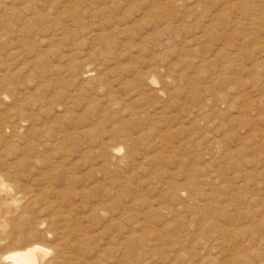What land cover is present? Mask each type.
<instances>
[{"label":"rangeland","instance_id":"374dc122","mask_svg":"<svg viewBox=\"0 0 264 264\" xmlns=\"http://www.w3.org/2000/svg\"><path fill=\"white\" fill-rule=\"evenodd\" d=\"M0 1H2L0 2L1 16L4 9L3 4L6 3L3 2L4 0ZM7 1L9 0H5V2ZM49 1L37 0L33 9L38 8L36 10H39L43 8V5H48ZM66 1L68 2V0L65 2L64 0H53L54 8L43 10L52 16H57L60 13L57 17L63 22H60L62 24L58 23L57 26L60 28V32L64 31L65 38L63 40L56 41L54 37V40H50L48 45L40 44L38 37L45 35L48 37L50 32L49 21L44 19L45 17L35 20L34 28L35 30L38 29V37H35L37 34L35 33L31 38L23 39L27 45H30L29 42L31 41L30 46L33 45V48L43 45L41 48L48 49L49 47L51 52L57 53L55 56L52 55V63H60L63 71L60 74L62 86L60 81V83H55L64 92L63 97H53L50 92L52 89H48L47 95L51 94L53 98L51 100L52 105H48L47 113H39L35 111L36 108H33V112L40 115L39 117L36 115V122H34L36 127L45 126V131L39 136L37 135L36 140H43L48 143L57 138L58 132L59 134L63 132L72 133L67 140L68 142L63 144L64 147H53L52 144V146H45L46 149L44 146L39 148V156L41 158L46 156L43 158L44 162L45 159L48 160L45 162L47 167L44 163L43 166L37 167L33 173L35 180L33 182L36 184H30L33 193L45 196L47 184H45L46 180L43 176L44 173H49L48 170L51 171L55 166L61 165L63 161L65 164L70 162L78 165L75 164L76 171L74 173L76 179L79 180L77 183L75 182L76 184L67 183L68 185H66L71 190L78 192L75 198L81 196L77 200L74 199V202L80 203V207H84V211L82 207L80 209L82 214L77 212L76 214H79L78 216L81 218L85 215L86 220L88 218V223L84 219L82 225H89V221H91L90 225L93 224L94 228L92 226L85 228L92 232L90 237L93 240L90 243L91 247L96 250L95 254L107 249L106 252L104 251L105 254L108 253L107 255L100 252V263L105 261L104 259H108L106 258L108 256H113V262L118 264L121 261L120 251H117L118 247L115 245L117 242L112 240L113 234L118 233L116 223L120 221L121 228L125 226L129 230L132 227L130 229L132 234L137 235V237L140 236L139 238L144 240L143 243L145 242L141 244L143 247L137 246L134 239L133 245L130 246L133 253L141 255L138 264H242L239 261L244 258L246 259L244 264H264V0H173L171 4L168 3L169 0H113L114 6L110 9L112 11L107 10L106 14L103 15L98 14L96 7L97 4L105 0H69L74 2L72 5L77 6V3L79 5L76 10L70 11L69 19H63L66 13L62 14L65 10L63 7L68 4ZM20 2L22 0H17V3ZM154 4H162L158 8L160 12L149 15V9ZM43 11L41 13L46 15ZM147 11L149 12L147 13ZM22 12L25 13V16ZM20 13L19 19L26 18L27 15L31 16L24 9ZM77 13L79 16L82 15L79 21L73 19V15ZM95 15L97 16L95 17ZM112 21H121V24L117 23L118 29L123 27L124 23L131 25L129 32L121 33L114 25H111ZM90 22L95 25L102 23L96 28L102 29V32L107 35L115 34V36L112 34L111 37L115 43L111 51L113 55L115 53L118 55L115 54L116 56L114 55L113 58V55L105 57L106 54H99L96 51V42L91 41L86 36ZM156 23L157 25H155ZM14 24L16 21L12 22L10 30L18 28V22V25ZM36 26H41L43 29ZM45 28L49 29L46 30ZM71 30H75V33H71ZM173 30L176 31L174 35L172 34ZM116 31L119 33L116 34ZM9 33L8 36L12 34L7 37L9 41L7 42L8 39L6 38L3 48H0V61L5 60L3 61L5 65L0 63V66L3 65L0 67V77L9 74L11 76H5L10 79L9 81L13 85L15 84L14 86L18 88V91H27V94L32 98L37 95L40 97L41 93L32 87L38 79L30 73L31 70L27 66L29 64L24 63L29 54L24 55V58L13 59L15 56L11 52L13 48L18 47V43L15 42L18 37ZM28 38L30 41L27 43ZM70 38L71 40H69ZM24 42L22 48L26 50L28 46ZM125 42L127 43L125 44ZM5 48L8 49L7 52H5ZM128 52L130 53L128 54ZM6 53L8 54L7 57L4 55ZM1 55H3L2 58ZM70 59L71 61H69ZM68 61L69 63H67ZM73 62H81L82 67L85 63L89 64L93 72L90 77L100 78L99 81L89 80L86 81L88 84H84L85 81L77 79V75H72V72L68 71L70 66L74 64ZM26 66L27 68H25ZM7 67L10 70H6ZM130 67L134 68L133 72L151 77L153 82L149 85L150 89L149 86H142L139 83L134 84L137 92H131L129 90L131 87L120 86L122 79L130 75L124 70ZM54 79L57 78H52V81H55ZM24 84L29 87L23 86ZM53 85H50L49 88ZM158 88H162L163 92L156 93L154 90ZM40 89H44V86ZM67 94L73 96L71 95L69 98ZM13 95L14 98H17L16 94ZM36 99L41 100L42 95L40 99ZM69 100L71 101L69 102ZM89 101L92 102L89 103ZM107 101L111 102L109 106H106V114L109 118L116 121L119 116L123 120L128 118L126 119L127 123L123 121L120 124L123 125V131L126 133L132 131L131 133H134L132 136H137L140 129L143 128L138 138V143L143 145L136 148L132 152L133 154H129V151L121 145L122 149L117 155V161L120 165L115 159L112 162L114 167L111 165L109 168L110 172L109 170L104 172L101 170L100 172L99 161L95 159L96 156L94 157L97 150H92L97 148L94 147L90 151L88 147L91 144L89 146L87 144H93L92 141H97L96 138L106 141L108 137L112 136L101 133L102 128L99 124L97 125L96 121V114H99V110L104 107ZM63 103H67L68 107L65 108ZM86 104L89 105L86 106ZM13 106L16 105L10 104L9 107ZM130 108L136 111L135 118L143 119L144 122L142 120L141 123L144 124L137 125L134 118H132L133 120L129 119ZM65 110L69 111L64 112ZM154 111L163 112L162 118L157 124L152 119ZM108 124L106 127L109 129L110 124ZM75 126L79 128L78 132L77 129L75 130ZM136 126L138 132H135ZM157 126L168 133L163 136L162 143H157L158 146L154 147L156 140L152 134L156 133ZM97 127H100V131ZM88 128H91V135L87 132H84L85 135L81 133V129L88 130ZM143 132L144 134H142ZM147 132L149 134H146ZM42 148L46 151L44 152ZM158 152L162 161L156 159ZM87 165L92 166V169ZM115 165L118 169H115ZM38 171L42 176H38ZM36 176L40 177L39 180ZM186 178H191L196 182V190L191 191V193L184 191L183 196L180 197L182 199L179 197L169 199V193L172 189L168 187L183 186ZM189 193L192 194L191 198ZM53 195L48 194V198L46 197L42 203L60 200V198L55 199V195ZM69 199L66 201H70ZM88 200L91 204L92 202L103 203L102 205L105 206L106 210L114 207L116 211L110 214L109 209L107 212L98 213L97 216L92 214L91 217ZM122 203L125 206L128 203L132 204L129 206V211L126 210L129 213L126 212L124 221L123 219L116 220L114 226L108 228L109 221L104 219L109 215L118 219V214L125 211V209L120 210V204L121 207L123 206ZM150 204L154 205L156 209L147 210ZM205 205L207 206L205 207ZM147 213L149 215L151 213V215L149 216ZM116 214L118 216H115ZM139 226L141 227L139 228ZM105 228H107V232ZM56 231L48 233L46 240H50V243L42 240V244L48 247L53 246L57 239L56 235H53V233H58ZM100 235L101 237H98ZM164 236H167V242H165L164 238L166 237ZM93 241L96 242V245ZM110 241L115 243L111 244ZM105 242L110 245H106ZM51 254H48L47 257H50ZM65 262L68 264L67 259Z\"/></svg>","mask_w":264,"mask_h":264},{"label":"bare ground","instance_id":"6f19581e","mask_svg":"<svg viewBox=\"0 0 264 264\" xmlns=\"http://www.w3.org/2000/svg\"><path fill=\"white\" fill-rule=\"evenodd\" d=\"M35 1L37 0H22V2L17 3V0H9L7 2H5V0L3 1L6 4H3V11L2 14L0 16V48H3V45L5 44L6 40L7 42L9 41V38L13 33L15 35H17V39L15 42L18 43V47L13 48L12 52L15 56V58H21L26 54L28 55L27 61H25L24 63L30 68V73L34 74L33 76L35 78L38 79V81L34 84V86L32 85V87H34L35 90H38V93L40 92L42 95V99L38 100L36 98H41V95L39 97V95L34 96L36 97L35 99H33L32 97L29 96V94H27V91L25 92H21L18 91L17 87L13 85L12 82H10L7 78V76L5 75H9V74H5L4 76L2 75L0 77V264H64L66 263V259L68 261V264H94V263H98V264H118L117 262H113V256H108L106 258L108 259H104L105 261H103L102 263H100L99 259L101 257L100 252L95 254V251L92 247H91V241L93 240L90 237V234L92 233L91 230H87L85 227L87 226H92L93 224L90 225L91 221H89V225L86 226L82 225V221L86 218V216L82 215L83 217L81 218L80 216H78L79 214L77 213H81L80 209L81 207L83 208L82 210L84 211V207L81 206L80 207V203H75L74 199L77 200V198L79 196H77V198H75L77 195V191L75 190H71L67 185L70 183H77L76 177H75V173L74 171H76L75 169V164L73 163H68L65 164L63 162H61V165L59 166H55V168H53L51 171L48 170L49 173H44V180H46L44 183L47 184V186L45 187L47 192L44 193L45 196H39L37 194H34L32 191V187L30 188V184L34 183V174L35 173V169H37V167H41L42 164H44L48 159H45L46 161L44 162L45 157L41 158V156H39L40 152H39V148L42 146H52L53 147H64V143L70 138V134H72L71 132H69L70 134H68L67 132H63L60 133L58 132L57 138L53 139V141L51 142H44L43 140L39 141L36 140V136L42 134L45 131V126L44 127H36V113L33 112V110L36 108L35 111L37 112H42V113H47L48 111V107L50 106L51 100L53 97H63L64 92L61 91V89H59L58 85H55V83H60L61 82V75L63 73L60 63L56 64V63H52V55L55 56L56 54L52 51L51 49H44L41 48L42 46L39 47L38 45V41L36 42L38 47L35 46L33 48V45H31V41L28 38V41H30V45L26 44V41L24 42V38L26 37H30L35 33H37V30H35V20L41 19L43 17H45L44 19H48L49 21V32L48 33V37L45 36H40L38 37V33L35 35V37H38L40 44L44 43L45 45H48L50 40L53 41L54 37L56 41H60L63 40L65 38V35H63L64 31H59V27L57 26L58 23L63 22L62 20H60V18H58L57 16L60 15V13H58V15H54L52 16L51 14H48L46 12H44L45 8L46 10H50L52 8H54L53 6L55 5V3L53 2V0H50L48 5L46 4V6L43 5V8H40L39 10L33 9V5L35 4ZM46 2V0H43ZM48 1V0H47ZM109 1V0H108ZM103 1L102 3L100 2L96 8H97V12L98 14L103 15L104 13L106 14L107 10L112 9V7L114 6V1ZM151 1V0H150ZM171 1L173 0H169L168 3L171 4ZM2 2V1H0ZM41 2V1H40ZM65 2V0H64ZM99 2V1H98ZM39 3V2H37ZM68 3V4H67ZM81 3V2H80ZM66 4L63 8H65V10L62 12V14L65 16L63 17V19H69L72 10H76L77 6L79 5L77 3V6L72 5L74 4V2L66 1ZM133 4V3H132ZM164 4V2H163ZM263 4V3H262ZM131 5V4H130ZM152 5V4H151ZM162 5V4H161ZM161 5H156L154 4L151 9H149L150 14H153L155 12H160L158 8L161 7ZM37 6V5H36ZM35 6V7H36ZM126 6V5H125ZM129 6V4H128ZM1 7V5H0ZM57 8L59 6H56ZM61 7V8H62ZM149 8V5L147 6ZM130 8V7H129ZM147 8V10H148ZM26 10L30 13L31 16H28L26 18H21L19 19V15L21 14L20 11L21 10ZM44 10V11H43ZM133 10V9H132ZM46 13V15L42 14L41 12ZM53 11V10H52ZM51 11V12H52ZM55 11V10H54ZM71 11V12H70ZM79 11V10H77ZM95 11V12H96ZM112 11V10H110ZM109 11V12H110ZM146 11V10H145ZM147 11V13L149 12ZM56 12V11H55ZM76 12V11H75ZM80 12V11H79ZM101 12V13H100ZM23 13V12H22ZM94 15V12H92ZM146 13V14H147ZM25 13H23L24 15ZM48 14V15H47ZM53 14V13H52ZM77 14H72L73 15V19L75 21H79L80 18H82L81 16ZM89 14V13H88ZM96 14V13H95ZM109 15V14H108ZM142 15V14H141ZM157 15V14H156ZM25 16V15H24ZM23 16V17H24ZM56 16V17H55ZM97 15H95L96 17ZM72 17V16H71ZM84 17H87V15ZM102 17V16H100ZM142 17V16H141ZM16 21V24L18 22L19 26H17L18 28H16V30H10L11 28V24L12 22H15L14 19ZM104 18V16H103ZM127 18V17H126ZM152 20L153 18L150 17ZM72 19V18H71ZM92 19V18H90ZM98 19V18H97ZM112 19V18H111ZM124 19V18H123ZM150 19V20H151ZM93 20V19H92ZM106 20V19H105ZM122 21V20H121ZM120 22H113L111 25H114L116 27L117 30H120L121 33H127L129 32V28L130 26L128 24H123V27H119L120 29H118V24ZM156 21V20H155ZM154 21V22H155ZM127 22V21H126ZM154 22H152V24H154ZM157 22V21H156ZM164 22V21H163ZM45 23V22H44ZM118 23V24H117ZM131 23V20H130ZM158 23V22H157ZM157 23L155 25H157ZM161 23V22H160ZM14 24V25H16ZM17 24V25H18ZM42 26V23H40ZM47 24V23H46ZM62 24V23H60ZM89 24V23H88ZM87 24V25H88ZM92 24V25H91ZM102 24V23H100ZM100 24H93L92 22H90V27H88L87 29V33L86 36L87 38L91 39V41L96 42V51H98V53L100 54H106L105 57H110L112 54L111 48L114 46V40L111 38L114 34L112 33L111 35H107L104 32H102V29H98L96 28L98 25ZM133 24V23H132ZM37 25V24H36ZM48 25V24H47ZM78 25V24H77ZM86 25V24H84ZM110 25V26H111ZM40 26V27H41ZM89 26V25H88ZM15 27V26H14ZM37 28L39 26H36ZM39 27V28H40ZM153 27V26H152ZM176 27V26H175ZM42 28V27H41ZM103 28H104V24H103ZM110 28V27H108ZM113 28V27H112ZM43 29V28H42ZM46 29V28H45ZM46 29V30H48ZM67 29V28H66ZM78 29V28H77ZM104 30V29H103ZM133 30V29H132ZM169 30V29H168ZM35 31V32H34ZM41 31V30H40ZM72 31V32H71ZM71 33H75V30H71ZM171 31V30H170ZM11 32V33H9ZM66 32V31H65ZM8 33L11 34L10 36H8ZM119 33V31H116V34ZM132 33V32H131ZM130 33V34H131ZM174 33H176L175 30H173L172 34L174 35ZM85 34V33H84ZM83 34V35H84ZM61 35V36H60ZM119 35V34H118ZM123 35V34H122ZM81 36V35H80ZM115 36V34H114ZM16 37V36H15ZM47 37V38H45ZM7 38V39H6ZM14 38V37H13ZM81 38V37H80ZM6 39V40H5ZM12 39V38H11ZM24 39V40H23ZM35 39V38H34ZM199 39V38H198ZM5 40L3 43H1V41ZM71 40V38L69 39ZM34 41V40H33ZM76 41V39H75ZM120 41V40H119ZM125 41V40H124ZM15 42H13L14 44H16ZM23 42L26 44L27 49L24 50L22 47L24 46ZM47 43V44H46ZM56 43V42H55ZM54 43V44H55ZM119 43V42H118ZM127 42H125L126 44ZM71 44V43H70ZM93 44V43H92ZM128 44H129V40H128ZM17 45V44H16ZM121 45V44H120ZM123 45V43H122ZM11 46V45H10ZM14 46V45H13ZM119 46V44H118ZM122 47V46H121ZM125 48V47H124ZM123 48V49H124ZM129 48V46H128ZM127 48V49H128ZM6 49V48H5ZM4 49V51H5ZM8 49H6L5 52H7ZM113 50V49H112ZM121 51V50H120ZM130 51V50H129ZM134 52V50H132ZM4 52V53H5ZM8 52V54H9ZM54 53V54H53ZM115 53V52H114ZM130 52H128L129 54ZM7 53L4 54L5 56L8 55ZM116 54V53H115ZM114 54V55H115ZM10 55V54H9ZM114 55L112 56V58L114 57ZM118 55V54H116ZM115 55V56H116ZM132 56L134 54H131ZM138 55V53H137ZM3 55H1L2 58ZM62 56V55H61ZM60 56V57H61ZM64 56V55H63ZM120 56V55H119ZM127 56V55H126ZM7 57V56H6ZM57 57V56H56ZM5 58V57H4ZM24 58V57H23ZM66 58L68 59V56H66ZM129 58V57H128ZM7 60V58H5ZM117 59V58H116ZM119 59V58H118ZM9 60V59H8ZM19 60V59H18ZM17 60V62H18ZM112 60V59H111ZM115 60V58H114ZM5 60L0 61V63H4L3 62ZM71 61V59L69 60ZM69 61L67 63H69ZM117 61V60H116ZM205 61V60H203ZM62 62V61H61ZM65 62V61H64ZM10 63V62H8ZM16 63V62H15ZM22 63V64H24ZM74 63V62H73ZM81 63V62H80ZM79 62L74 63L72 66H70V68L68 69V71L72 72V75L75 74L77 75V79L81 80V81H85L84 84H88L89 80H98L97 78H91L90 75H92V68L91 66H89V64L85 63L83 65V67L81 66ZM11 64V63H10ZM18 64V63H16ZM21 64V65H22ZM3 66V65H1ZM0 66V67H1ZM7 66V64H6ZM16 66V65H15ZM27 66L25 68H27ZM64 66V65H62ZM112 66V65H111ZM9 67V66H8ZM6 70H10V68ZM24 67V66H23ZM66 67V66H65ZM82 67V68H81ZM115 67V66H114ZM4 69V70H5ZM107 69V68H106ZM134 68L130 67L129 69H125L124 72L130 74L129 76H126L125 78L122 79V81L120 82V86L121 87H131L129 90L131 92H137L135 89L134 84L139 83L142 86H146L148 87L150 85V83L153 82V80L151 79L150 76L142 74V73H137V72H133ZM3 70V68H2ZM12 70V69H11ZM62 71V72H61ZM65 71V70H64ZM8 73V72H7ZM10 73V72H9ZM12 73V72H11ZM67 73V72H65ZM118 73V72H117ZM120 73V72H119ZM69 74V73H68ZM67 74V75H68ZM26 75V74H25ZM31 75V74H30ZM70 75V76H72ZM107 75V74H106ZM127 75V74H126ZM11 76V75H9ZM14 76V74H13ZM12 76V78H14ZM58 76V77H57ZM57 78L54 79L55 81H52V78ZM74 77V76H73ZM94 77V76H93ZM11 78V80H13ZM41 78V79H39ZM63 78V77H62ZM18 79V78H17ZM16 79V80H17ZM21 79V77H20ZM75 79V78H74ZM76 79V81H77ZM103 79V78H102ZM15 80V79H14ZM15 80V81H16ZM33 81V80H32ZM60 81V82H59ZM20 82V81H19ZM23 82V81H22ZM104 83V81H102ZM16 83V82H15ZM73 83V81H72ZM19 84V83H18ZM23 84V83H22ZM22 84H20L22 87ZM54 84V85H53ZM17 85V83H16ZM50 85H53L49 88ZM62 86V82L60 84ZM244 85V84H243ZM25 87H29L26 86L25 84L23 85ZM42 86H44V89H40ZM31 87V86H30ZM102 87V86H101ZM24 88V87H23ZM22 88V89H23ZM69 88V87H68ZM86 88V87H85ZM110 88V87H109ZM149 89L151 88L150 86L148 87ZM26 89V88H25ZM29 89V88H28ZM48 89H52L50 92L52 93L53 97H51L50 92H48L50 95H47V90ZM63 89V88H62ZM24 90V89H23ZM27 90V89H26ZM89 90V89H88ZM87 91V90H86ZM156 93H162L163 89L162 88H158L156 90H154ZM120 92V91H119ZM122 92V91H121ZM22 93V94H21ZM29 93V92H28ZM128 93V92H127ZM13 94H16L17 98H14L15 96ZM21 94V95H20ZM66 94V93H65ZM73 94V93H72ZM71 94V95H72ZM115 94V93H114ZM155 95V93H153ZM14 97H13V96ZM31 96H33L32 94H30ZM69 96V98L71 97V95L67 94ZM106 95V94H105ZM119 95V93H118ZM157 95V94H156ZM11 98H10V97ZM73 96V95H72ZM88 96V95H87ZM21 97V98H20ZM75 97V96H74ZM49 98V100H48ZM60 99V98H59ZM63 99V98H62ZM72 99V98H71ZM157 99V97H156ZM5 100H7V102H5ZM13 100V101H11ZM54 100V99H53ZM68 100V99H67ZM107 100V99H106ZM48 101V102H47ZM71 100H69L70 102ZM249 101V100H248ZM12 105H16L14 108L13 107H9L10 104ZM67 102V101H65ZM68 102V103H69ZM73 102V101H72ZM71 102V103H72ZM92 101H89V103ZM98 102V100H97ZM101 102V101H100ZM125 102V101H124ZM106 104L104 105V107L101 108V110H99V114L97 115L96 121H97V125L99 124L101 129V133L107 135V136H111L108 137V140H103V139H97V141H92V143H88L87 145L89 146L88 148H90L89 150L91 151L92 148L96 147L97 149H92V150H97L96 153H94V157L96 156L95 159H97L99 161V167H100V172L101 170L104 171H111L109 168L112 165V162L116 159L117 161V155L119 153V151L122 149L121 145L123 147H125L128 151L129 154H133L132 152L138 148L139 146L143 145L141 143H138V138L143 130L140 129V131L138 132V127L136 126L135 132H138L137 136H132L134 133H126L125 131H123L122 126L120 125L121 122H128L126 119H128L126 117L125 120H123L121 118V116H119V118H116V120H112L111 118L108 117V114H106L107 112V107L111 104L110 101L105 102ZM26 104H28V106H26ZM58 104V103H57ZM64 104V103H63ZM78 104V103H77ZM98 104V103H96ZM95 104V105H96ZM49 105V106H48ZM89 105V104H88ZM86 104V106H88ZM244 105V103H243ZM60 106V105H58ZM65 108L68 107L67 103L64 104ZM29 107V108H28ZM53 107V106H52ZM70 107V105H69ZM101 107V106H99ZM121 107V106H120ZM252 107V106H251ZM34 108V109H33ZM123 109V107H121ZM29 109V110H28ZM51 109V108H50ZM49 109V110H50ZM121 109V110H122ZM131 109V108H130ZM129 109V110H130ZM52 110V109H51ZM60 110V109H58ZM120 110V109H119ZM125 110V109H124ZM69 110H65L64 112H67ZM129 112V111H128ZM114 113V112H113ZM120 113V112H119ZM64 114V113H63ZM95 114V113H94ZM125 114V113H124ZM163 114L162 111L160 112H156L154 111V117L152 119H154V122L157 124V122L159 120H161V115ZM42 115V114H41ZM59 115V114H58ZM59 116H62L61 114ZM122 115V114H121ZM128 115V114H127ZM129 119L134 118V122L137 125H142V123L144 122L143 119L140 120V118H135L137 113L136 111L132 108L131 111L129 112ZM40 115H38L39 117ZM110 116V113H109ZM118 116V115H117ZM96 117V116H95ZM72 119V118H71ZM70 119V120H71ZM115 119V118H114ZM62 120V119H61ZM88 120V119H87ZM94 120V119H93ZM133 120V119H132ZM143 120V122L141 123V121ZM95 121V120H94ZM103 121H105V123H103ZM110 121V128L108 129L106 127V124H108V122ZM133 122V123H134ZM39 123V122H38ZM125 123V124H126ZM44 124V123H43ZM46 124V123H45ZM108 124V125H109ZM134 124V125H135ZM144 124V123H143ZM42 125V124H40ZM126 126V125H124ZM49 127V126H48ZM82 127V126H81ZM99 127V128H100ZM75 130L77 129V132L79 130V128L77 126L74 127ZM96 128V126H95ZM98 128V127H97ZM98 128V130H99ZM140 128V127H139ZM47 130V128H46ZM71 130V129H70ZM129 130V129H128ZM93 131V130H92ZM100 131V130H99ZM49 132V131H48ZM74 132V131H73ZM84 132L89 133L91 132V128L87 129H81V133L84 134ZM95 132V131H94ZM92 132V133H94ZM97 132V131H96ZM76 133V131H75ZM80 133V132H79ZM98 133V132H97ZM96 133V134H97ZM151 133V132H150ZM165 130H162L159 128V126L156 127V133H153L152 136L153 138H155L154 140H156L154 142V147H156V145L158 146L157 143H162V139L163 136H165ZM49 134V133H48ZM95 134V133H94ZM144 134V132L142 133ZM146 134H149V132H147ZM76 135V134H75ZM85 135V134H84ZM103 136V135H102ZM75 137V136H74ZM73 137V138H74ZM97 137V136H96ZM54 138V137H53ZM106 138V137H105ZM39 139H41L39 137ZM160 141H159V140ZM49 140V139H48ZM73 140V139H71ZM143 140V139H141ZM162 140V141H161ZM78 141V140H77ZM76 141V142H77ZM159 141V142H158ZM68 142V141H67ZM70 142V141H69ZM73 142V141H72ZM68 144V143H67ZM71 145V144H70ZM153 146V145H152ZM69 148V146H68ZM43 149V148H42ZM46 149V147L44 148ZM43 149V151H44ZM67 149V148H66ZM157 149V148H156ZM48 150V149H47ZM61 150V149H60ZM59 150V151H60ZM63 150V149H62ZM68 150V149H67ZM64 150V151H67ZM88 150V151H89ZM46 151V150H45ZM44 151V152H45ZM206 151V150H205ZM68 152V151H67ZM66 152V153H67ZM204 153V152H203ZM207 153V151H206ZM45 154V153H44ZM70 154V153H69ZM96 154V155H95ZM159 154V155H158ZM72 155V154H71ZM75 155V154H74ZM163 155V154H162ZM68 156V155H67ZM160 153H156V159L158 161H162ZM165 156V155H164ZM131 158V157H130ZM163 158V157H162ZM126 159H128V157H126ZM64 160V159H63ZM73 160V159H72ZM79 160V159H78ZM93 160V159H92ZM123 160V159H122ZM125 160V159H124ZM115 161V162H116ZM68 162V161H67ZM126 162V161H125ZM128 162V161H127ZM118 163V161H117ZM116 163V164H117ZM91 164V163H90ZM115 164V163H113ZM119 164V163H118ZM46 166V163L44 164ZM48 165V164H47ZM66 165H68L66 167ZM81 165V164H80ZM95 165V164H94ZM97 165V164H96ZM120 165V164H119ZM43 166V165H42ZM76 166H78L76 164ZM88 166V165H87ZM90 166V165H89ZM88 166V167H89ZM113 166V165H112ZM47 167V166H46ZM45 167V168H46ZM51 167V166H50ZM53 167V166H52ZM58 167V168H57ZM114 167V166H113ZM118 167V166H117ZM92 169V166L89 167ZM39 169V168H38ZM43 169V168H42ZM99 169V168H98ZM115 169L116 165H115ZM54 170V172H53ZM40 171V170H39ZM38 171V176L41 175ZM43 171V170H42ZM113 171V170H112ZM37 172V171H36ZM41 172V171H40ZM90 172V171H89ZM94 172V171H93ZM116 172V171H115ZM107 173V172H106ZM35 174V175H37ZM91 174V173H90ZM110 174V173H109ZM105 175V174H104ZM42 176V175H41ZM86 176V175H85ZM84 176V177H85ZM37 177V176H36ZM35 177V178H36ZM112 177V176H111ZM38 178V177H37ZM36 178V180H37ZM40 178V177H39ZM38 178V180H39ZM90 178V177H89ZM119 178V177H118ZM42 179V178H41ZM82 179V178H81ZM116 179V178H115ZM35 181V180H34ZM54 182L53 184L51 182ZM37 182V181H36ZM40 182V181H38ZM68 183V184H67ZM75 183V184H76ZM185 185L180 186V187H171L169 186L168 188L172 189L169 193V199H174V198H180L181 196H183L184 191H188L191 193V191L196 190V182L193 181V179L191 178H186L185 179ZM35 184V183H34ZM38 184V183H37ZM59 184V185H58ZM67 184V185H66ZM71 184V185H72ZM33 185V184H32ZM31 185V186H32ZM36 185V184H35ZM34 186V185H33ZM40 186V185H38ZM43 186V185H42ZM36 187V186H35ZM98 187V186H97ZM37 189V188H36ZM169 189V190H170ZM35 190V188H34ZM43 190V189H42ZM44 191V190H43ZM42 192V191H41ZM82 192V191H80ZM79 192V193H80ZM187 192V193H188ZM167 193V192H166ZM189 193V194H190ZM48 194H54L55 195V199L56 198H60L59 201H49L46 203H42L45 198H48ZM81 194V193H80ZM79 194V195H80ZM89 194V192H88ZM188 194V195H189ZM53 195V196H54ZM191 195H189V197L191 198ZM52 196V195H51ZM50 196V198H51ZM81 197V196H80ZM79 197V198H80ZM105 197V196H103ZM49 198V199H50ZM53 198V197H52ZM70 198V199H69ZM84 198V197H83ZM87 198V197H86ZM89 198V197H88ZM132 198V197H131ZM130 198V199H131ZM67 199H69L70 201H66ZM85 199V198H84ZM110 199V198H109ZM182 199V198H180ZM47 200V199H46ZM75 200V201H76ZM100 200V199H99ZM112 200H114L112 198ZM129 201V199H127ZM162 200V199H161ZM185 200V199H184ZM181 200V201H184ZM233 200V199H232ZM101 201V200H100ZM99 201V202H100ZM123 201V200H122ZM126 201V202H128ZM61 202V203H60ZM102 202H103V198H102ZM120 202V201H119ZM118 202V203H119ZM125 202V201H124ZM132 202V201H131ZM149 202V201H148ZM207 202V201H206ZM87 203V202H86ZM105 203H108L105 201ZM104 203V204H105ZM182 203V202H181ZM185 203V202H184ZM205 203V202H204ZM203 203V205H204ZM88 204H90V208H89V215L92 217L97 216L98 213L100 212H107L109 209L110 211H108L110 214L113 213L115 210V208L113 207L112 209L109 208L108 210H106L105 206L102 205L101 203H93L91 204V202L88 200ZM87 204V206H88ZM123 204V203H122ZM183 204V203H182ZM110 205V204H109ZM132 204L128 203V205L126 204V206L123 204V206L121 207L120 204V210L121 209H125V211H121V213H119L118 215L116 214L115 216H118L116 219V217L114 218L112 215H109L106 219H104L105 221H109L108 222V226H104V222L101 221V223L103 224H99L100 226L103 225L104 227H108L110 228V226H114L115 221L116 220H120L126 217V212H128L129 210V206H131ZM181 205V204H180ZM87 206L85 205V207L87 208ZM115 206V204H114ZM148 206V205H147ZM145 206V207H147ZM184 206V205H183ZM207 205H205L206 207ZM182 207V206H181ZM108 208V206H107ZM119 208V207H118ZM156 208L154 207V205L150 204L147 208V210L153 211ZM204 209V208H202ZM76 210V211H75ZM86 210V209H85ZM119 210V209H118ZM119 210V211H120ZM128 210V211H126ZM247 211V210H245ZM147 212V211H146ZM178 212V211H177ZM208 212V211H207ZM129 213V212H128ZM82 214V213H81ZM80 214V215H81ZM84 214V213H83ZM86 214V212H85ZM93 214V215H92ZM148 214V213H147ZM155 214V213H154ZM87 214V216H89ZM129 215V214H128ZM149 215V214H148ZM151 215V213H150ZM149 215V216H150ZM204 215V214H203ZM89 216V217H90ZM148 216V217H149ZM90 217V218H91ZM211 217V216H210ZM89 218V219H90ZM98 218V217H97ZM100 218V217H99ZM98 218V219H99ZM86 220V219H85ZM91 220V219H90ZM93 220V219H92ZM88 221V218L86 220V222ZM124 221V219H123ZM137 221V220H136ZM106 222V223H107ZM122 222V221H121ZM132 222H134L132 220ZM131 222V223H132ZM85 223V222H84ZM88 223V222H87ZM145 223V222H144ZM124 224V223H123ZM136 224V223H135ZM143 224V223H141ZM139 224V225H141ZM107 225V224H106ZM118 229L116 234H113L112 240L116 241L115 242H111L115 243V245H117V251H120V257H121V261H119V264H138L140 262V256L137 253H133L131 251V244L133 245L132 241L135 239L136 242L135 244L137 246H141L143 247L144 244L143 243V239L137 237V235H133L132 234V230H128L127 227L121 226L120 227V221L116 223ZM115 225V226H116ZM127 225V224H125ZM132 225V224H130ZM134 225V224H133ZM137 225V224H136ZM167 225V224H166ZM183 225V224H182ZM264 225V224H263ZM128 226V225H127ZM143 226V225H142ZM165 226V225H164ZM180 226V225H179ZM116 227V228H117ZM141 226H139L140 228ZM97 228V227H96ZM145 228V227H144ZM261 228V227H260ZM62 230L63 232L61 233L60 231ZM88 229H90L88 227ZM98 229V228H97ZM106 232H107V228ZM137 229V228H136ZM177 229V228H176ZM58 231V233H53V235L55 234L57 239L54 242V245L51 247L46 246L45 244H42V240L44 242H49L50 240L47 241V235L48 233H51V231ZM100 230V229H98ZM109 230V229H108ZM112 230V229H111ZM175 230V228H174ZM260 230V229H259ZM56 231V232H57ZM95 231V229H94ZM101 231V230H100ZM115 231V230H114ZM113 231V232H114ZM112 232V231H111ZM112 232V233H113ZM137 232V231H136ZM145 232V230H144ZM162 232V231H161ZM228 232V231H227ZM97 233V232H95ZM141 233V232H140ZM160 232H158L159 234ZM254 233V232H253ZM94 234V232H93ZM100 234V232H99ZM98 234V235H99ZM137 234V233H136ZM162 234V233H161ZM108 235V233H107ZM112 235V234H111ZM229 235V234H228ZM247 235V234H245ZM258 235V234H256ZM110 236V234H109ZM159 236H161L159 234ZM98 237H101L98 236ZM142 237V236H141ZM157 237V236H155ZM166 238L165 242H167V236H164ZM108 238V237H107ZM106 238V240H107ZM158 238V237H157ZM97 239V238H96ZM101 239V238H100ZM173 240L175 239L172 238ZM169 239V240H172ZM46 240V241H45ZM52 240H54L52 238ZM99 240V239H98ZM134 240V241H135ZM147 240V239H146ZM156 240V239H155ZM158 240V239H157ZM96 241V240H95ZM100 241V240H99ZM98 241V242H99ZM103 241V239H102ZM109 241V240H108ZM161 241V240H160ZM227 241V240H226ZM53 242V241H51ZM94 242V241H93ZM171 242V241H170ZM90 243V245H88ZM96 245V242H94ZM106 245L108 244L107 242H105ZM164 243V240H163ZM147 244V243H146ZM167 244V243H166ZM171 244V243H168ZM51 245V244H50ZM93 245V243H92ZM98 245V244H97ZM110 245V244H108ZM114 245V244H113ZM135 245V246H136ZM153 245V243H152ZM99 246V245H98ZM102 246V245H101ZM105 246V245H104ZM149 246V245H147ZM103 247V246H102ZM108 247V246H107ZM111 247V246H110ZM122 249H121V248ZM106 248V247H105ZM136 248V247H135ZM139 248V247H137ZM251 248V247H250ZM252 249V248H251ZM107 249H105L104 251L106 252ZM139 250V249H138ZM149 250V248H148ZM102 250V252H104ZM109 251V250H108ZM140 251V250H139ZM74 252V253H73ZM101 252V253H102ZM104 255H107L105 254ZM144 252V251H143ZM149 252V251H148ZM179 252V251H178ZM51 254L50 257L48 254ZM145 253H147L145 251ZM100 254V256H99ZM179 254V253H178ZM147 255V254H146ZM243 255V254H242ZM103 256V254H102ZM118 256V255H117ZM148 256V255H147ZM105 257V256H104ZM120 257H118V259H120ZM187 257V256H186ZM189 257V256H188ZM244 257V256H243ZM111 258V259H110ZM149 258V257H148ZM181 258V257H180ZM238 258V257H236ZM102 259V260H103ZM147 259V258H146ZM145 259V260H146ZM151 259V257H150ZM191 259V258H190ZM241 259V258H240ZM248 259V258H247ZM116 260V259H115ZM153 260V259H152ZM118 261V260H117ZM144 261V260H143ZM141 261V262H143ZM229 261V260H228ZM163 262V261H162ZM240 263L244 264L246 263V259H242L239 261ZM67 264V263H66ZM150 264V263H149ZM157 264V263H156Z\"/></svg>","mask_w":264,"mask_h":264}]
</instances>
